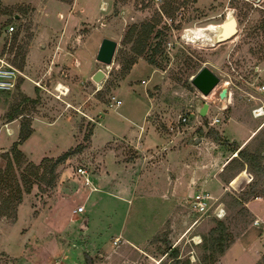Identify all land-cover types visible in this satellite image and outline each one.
Wrapping results in <instances>:
<instances>
[{
    "label": "rangeland",
    "instance_id": "obj_1",
    "mask_svg": "<svg viewBox=\"0 0 264 264\" xmlns=\"http://www.w3.org/2000/svg\"><path fill=\"white\" fill-rule=\"evenodd\" d=\"M229 14L236 17L238 31L227 40L209 45L182 37L185 28L218 25ZM9 24L15 25L11 33L6 31ZM104 36L118 42L109 64L96 58ZM0 56L22 72L15 89L0 91V264H62L61 241L78 236L74 229L61 233L64 215L79 205L70 199L81 192L78 166L101 169L107 148L120 161L141 166L139 172L151 166L153 157L144 158L121 136L93 145V128L112 96L124 101L120 111L131 109L134 98L153 101L151 120L162 140L152 143L147 155L176 158L175 182L186 185L177 188L174 201L163 197L167 202L156 209L152 204L148 211L158 217L147 218L148 239L140 249L113 235L109 249L91 255L80 249L84 264L223 263L221 254L253 221L247 200L240 204L239 198L251 189L264 195V174L237 163L216 174L220 152L207 139L198 144L197 138L218 135L219 143L235 154L238 143L222 137L220 126L210 123L212 117L225 118L232 108H240L247 118L253 106L264 105V89L258 88L264 84V0H0ZM204 64L221 78L215 90L228 84L232 106L220 109L218 98L202 95L191 83ZM99 68L105 76L95 80ZM59 82L64 93L57 90ZM202 100L211 104L204 116L197 110ZM117 114L112 112L106 123L116 121ZM257 121L262 124L247 143L251 149L264 139V115ZM197 169L204 172L194 177ZM169 173L168 166L162 180ZM201 190L214 194L212 204H224L223 219L209 215L194 223L197 215L186 200ZM262 200L256 206L264 214ZM144 208L135 203V215ZM139 223L144 229L143 219ZM194 233L201 235L199 244L192 239ZM219 236L222 245L229 243L222 253L223 247L214 242ZM252 252L237 245L226 256L228 264H251ZM255 264H264V252Z\"/></svg>",
    "mask_w": 264,
    "mask_h": 264
},
{
    "label": "crops",
    "instance_id": "obj_2",
    "mask_svg": "<svg viewBox=\"0 0 264 264\" xmlns=\"http://www.w3.org/2000/svg\"><path fill=\"white\" fill-rule=\"evenodd\" d=\"M213 97L216 96L212 94L210 98ZM232 99L233 92L230 90L228 101L221 102V104L231 105ZM219 101L223 100L219 99ZM123 103L124 101L119 106ZM131 103H133L131 109L123 107L120 111L118 109L119 106H108L106 111L99 113L91 139L93 145L99 147L103 142L121 136L131 142L135 149L142 153L144 158L153 157V161H150V163L146 160L151 166L142 167L139 172L141 166L134 167V163L126 159L120 161L114 149L107 148L103 157L100 158L101 163H99V166L101 169L87 170L86 175L76 172L77 175L81 176V184H77L81 192L77 197H70V199L82 205L83 210H76L79 205L76 207L72 206L63 217L64 224L61 228V233L70 234L71 229H74L73 234H78V236L75 241L69 237H65V240L61 241L59 251H64V254L61 255L59 261L62 264H84L80 249L90 251V255L94 250L109 249L112 243L111 236L113 235L122 237L124 241L126 240L136 249H140L148 239L147 224L150 221L147 223V218L155 220L158 217L157 212L152 214V212L148 211L152 204L153 208L156 209V205L167 202L163 197H169L170 202L174 201L177 199V188L183 189L186 185V181H181L180 184H178V181L175 182L177 179V177L175 178V173H177L176 170L179 166L176 158L173 160L170 157L173 152L168 154L170 160H158L156 158L157 155L152 153H149L150 156L147 155L152 143L159 144L162 140L159 130L153 126V121L151 120L153 101L134 98ZM109 108H112L118 114L116 121L112 118L108 124V122L106 123L108 120L106 117L111 116L110 114L114 112L109 110ZM210 110L211 104L209 103L207 114H209ZM259 118L254 116L246 118L240 108H232L225 118L220 117V120L223 119L221 123L215 122L216 124L214 125H216L217 129L220 126L219 131L222 137L228 139L229 142L235 141L242 146L261 127L262 123L257 121ZM197 139H200V141L197 140L198 144L207 139L217 147L220 152V159L219 163L217 162L214 165L215 173L217 174L218 171L223 170L233 157V151L207 135L200 136ZM228 152L231 153L228 155ZM224 157L227 159L222 161L221 159ZM165 163L169 166L171 173H169L168 177L166 176V180H162V171L168 168ZM137 170L138 172H136ZM201 172L204 171L202 169L195 170L193 173L194 177L200 175ZM135 173H137L136 177ZM85 177L88 178V182H85ZM216 180L220 181L217 184L222 183L221 178ZM212 194L210 193L211 197L214 195ZM257 200L261 199L253 197L245 201L250 209L253 221L249 222L241 230L236 239L221 254L222 264L229 263L226 256L237 245L241 246L243 251H253L252 255H250L251 264H255L264 252V214L257 211L259 209L256 206ZM262 201L264 202V199ZM135 203L143 204L145 207L143 211L137 210L138 216L135 215L136 212L133 210ZM129 219L132 221L130 222L131 226H128ZM137 219H143L144 229L139 228L140 226L142 227L140 223L136 224ZM255 219H257V222L254 221Z\"/></svg>",
    "mask_w": 264,
    "mask_h": 264
},
{
    "label": "built area",
    "instance_id": "obj_3",
    "mask_svg": "<svg viewBox=\"0 0 264 264\" xmlns=\"http://www.w3.org/2000/svg\"><path fill=\"white\" fill-rule=\"evenodd\" d=\"M14 29H15L14 24H9L6 27V31L9 33H11ZM257 69H259V67ZM21 74L22 72L16 66L12 65L7 60H5L3 57L0 56V91L15 89L18 83V77ZM258 88L260 90H263L264 84H261ZM213 91H215V87ZM228 94H230V89L228 91ZM216 97H218V94L216 95ZM121 102L122 100L120 98H116V96H112V102L109 105L111 107H115V106H119ZM225 108H220V109L224 110ZM250 112L252 116H254L255 118L261 117L262 115H264V105L263 104L255 105L251 108ZM181 119L182 121L186 122L188 120V116L183 115ZM219 121H220V117L215 115L212 117L210 123H215ZM7 133L11 134L12 132H10L7 129ZM77 172L80 174H85V175L87 174V170L83 166H78ZM88 181H89L88 178L85 177V182H88ZM190 196L191 198L186 200L187 202L186 206L188 209H190L191 212L197 215V217L194 219L195 222L193 221L195 224L197 223L198 219L209 216V215H213L218 219H223L226 216L227 211L223 203L219 201L215 205L212 204L211 195L208 191L206 190L196 191V192L191 193ZM253 197L258 198V199H264V195L259 194V193L255 194ZM76 210L82 211L83 206L82 205L77 206ZM254 221L257 222V219H255ZM197 235L198 234H195L192 236V239L195 244H199L202 241L200 234L198 235L200 236V238H198L199 240L193 238Z\"/></svg>",
    "mask_w": 264,
    "mask_h": 264
},
{
    "label": "water",
    "instance_id": "obj_4",
    "mask_svg": "<svg viewBox=\"0 0 264 264\" xmlns=\"http://www.w3.org/2000/svg\"><path fill=\"white\" fill-rule=\"evenodd\" d=\"M227 24H231V27H226ZM237 25V19L234 15L230 17H226L221 23H220V31L221 34L216 36L215 42H222L224 40H227L231 38L233 35L236 34L238 31ZM118 42L116 39L104 36L101 39V42L99 44L96 58L105 63L109 64L112 62L114 53L116 51ZM105 76V71L101 68L97 69L93 74V79L95 80H101ZM221 80L220 76L209 66V65H202L190 78L191 83L200 91L203 95H208L212 92L215 86L219 83ZM216 94L219 96H223V94L227 93L229 91V88H224V86H220L219 88H216ZM227 91V92H226ZM209 102L207 100H202L198 106L197 110L201 116H204L207 114Z\"/></svg>",
    "mask_w": 264,
    "mask_h": 264
},
{
    "label": "trees",
    "instance_id": "obj_5",
    "mask_svg": "<svg viewBox=\"0 0 264 264\" xmlns=\"http://www.w3.org/2000/svg\"><path fill=\"white\" fill-rule=\"evenodd\" d=\"M150 61L153 62V60H150ZM214 133H217V132L214 130ZM28 134L29 133L25 134L24 137H26ZM212 138L214 140L220 141V138L218 137V135H212ZM247 143H248V141L244 145H242L241 148H238L239 144H235V146H236L235 149L237 150V152L228 161V163L225 165L224 169L228 168L231 164L237 163L239 165L248 166L250 168V170H252L254 172L257 171V172H262L264 174V167L261 164V159L264 158V149L262 148V145L264 144V139L261 140V142L258 144V146L255 147L254 149H251V147L249 146L250 144H247ZM66 155H67V153H64L62 156H59L56 160L60 161V160L64 159L66 157ZM255 191L256 190H254V189L249 190L244 197L239 198V203L243 204L244 200H247L251 196H254L255 194H257V192L255 193ZM217 223L221 228L224 227V221L217 220ZM223 240H224V238H222V236H219V237L214 239V242L217 245V247H219V248L223 247L221 249V253L224 251V249L227 247V245H229V243L226 245V247L224 245H222Z\"/></svg>",
    "mask_w": 264,
    "mask_h": 264
},
{
    "label": "bare ground",
    "instance_id": "obj_6",
    "mask_svg": "<svg viewBox=\"0 0 264 264\" xmlns=\"http://www.w3.org/2000/svg\"><path fill=\"white\" fill-rule=\"evenodd\" d=\"M232 15L233 14H229L227 17H230ZM227 26H228V28H230L231 24H227L226 27ZM236 27H237V25H236ZM220 29H221L220 28V24H218L217 26L214 25V24H210V25L205 26V27L185 28L184 32L182 34V37L185 38L188 41H191V42H196V41L202 42L203 41L205 44L208 43L209 45H214V43H217V42H215L216 41V36L221 34ZM212 40H213V42H211ZM222 86H224V88H227L228 84H223ZM57 90H60V91L62 90L61 92L64 93L65 87L63 86V84L61 82L58 83ZM211 93L215 95L216 91L212 90ZM205 96H207V95H205ZM218 97L220 98V100H223V101H220L218 107L219 108H225L227 105H225V103L223 105V104H221V102H227L228 98H229V94H227V93L225 94L224 93L223 97H221L219 95H218ZM221 98H224V99H221ZM198 237L200 238V236H198ZM198 237H196V238L198 239Z\"/></svg>",
    "mask_w": 264,
    "mask_h": 264
},
{
    "label": "flooded vegetation",
    "instance_id": "obj_7",
    "mask_svg": "<svg viewBox=\"0 0 264 264\" xmlns=\"http://www.w3.org/2000/svg\"><path fill=\"white\" fill-rule=\"evenodd\" d=\"M262 1V0H261ZM217 26V25H216ZM211 42H213V40L211 41ZM214 45H215V43H214Z\"/></svg>",
    "mask_w": 264,
    "mask_h": 264
}]
</instances>
